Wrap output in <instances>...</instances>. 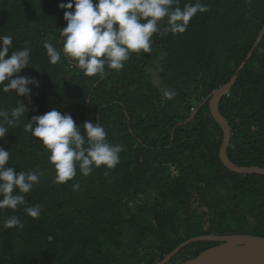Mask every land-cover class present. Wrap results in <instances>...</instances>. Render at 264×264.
I'll return each mask as SVG.
<instances>
[{
	"label": "trees",
	"instance_id": "1",
	"mask_svg": "<svg viewBox=\"0 0 264 264\" xmlns=\"http://www.w3.org/2000/svg\"><path fill=\"white\" fill-rule=\"evenodd\" d=\"M67 2L0 0V35L13 37L10 52L31 50L29 67L18 75L40 84L28 85L30 97H19L29 111L0 147L10 152L6 167L40 173L25 200L41 206L36 219L19 208L22 229L2 230L0 213V264H156L160 254L192 236L264 237V175H236L222 165L224 134L204 103L238 74L220 103L232 132L228 157L240 168L264 169V37L253 51L264 27V0H200L208 11L197 13L191 28L154 34L150 53L131 54L122 70L104 77L84 76L63 54L57 64L49 63L43 43L62 47L59 32L66 22L58 5ZM190 2L196 0H180L179 6ZM148 66L175 90L173 99H159L153 79L148 84ZM12 92H0V108L16 106ZM53 107L81 129L85 121L99 122L108 141L123 146L115 168H94L88 176L77 170L72 180L54 183L48 153L23 127ZM194 109L195 115H186ZM149 194L164 211L151 224L147 257L137 242L142 229L135 227ZM95 222L112 234L124 227V237L94 234ZM205 244L218 243L191 244L177 263L197 257Z\"/></svg>",
	"mask_w": 264,
	"mask_h": 264
},
{
	"label": "clouds",
	"instance_id": "2",
	"mask_svg": "<svg viewBox=\"0 0 264 264\" xmlns=\"http://www.w3.org/2000/svg\"><path fill=\"white\" fill-rule=\"evenodd\" d=\"M179 4L180 0H68L67 3H60L58 8L64 10L63 20L66 22V26L59 32L62 39L60 50H57L51 42L45 41L43 43L49 63L57 64L61 61L63 54L64 58L72 63L73 67L79 68L86 77L97 75L104 77L108 71H120L131 54L150 53L152 51L154 34L161 36L182 34L187 30L188 25L191 28L190 23L196 20L195 15L197 13L208 11V6L201 3L200 0H196L194 3H186L183 7H180ZM192 18L193 20H191ZM12 42V36L0 35V92L13 94L12 90H14V96L18 97L16 106L10 109L0 108V140L5 138L10 127L18 126L21 118H24L29 111L25 104L19 100L21 96L30 97L31 90L28 85L40 87L39 81L35 78L18 75L23 69L29 67L31 50L25 47L22 50L10 52ZM256 43L253 51L260 44L256 46ZM253 51L250 53L251 57ZM248 57L246 63L251 59ZM145 69L146 67H144V71ZM236 75L238 80L239 76ZM152 79L156 86L153 89L157 92L159 99L162 98V95L165 100H171L175 97V90L167 89V84L160 77L158 69L154 66H148V84L151 87ZM5 82L7 83L5 84ZM224 86L214 90L204 100V103L209 102L210 106L213 93ZM231 91L225 96H229ZM22 101L27 103L26 98H22ZM196 112L197 109H194L186 115H195ZM219 112L223 116L220 104ZM210 114L214 119L211 107ZM27 121L23 126L24 131L30 133L31 137L35 138L37 143H40L48 153L47 159L55 171L53 182L56 184H63L72 180L77 175V170L81 175L88 176L94 168L103 166L111 170L119 163V154L123 150V146L119 143H110L104 127L99 122L85 121L81 129L70 114L57 111L54 107L42 115L32 116ZM216 123L220 126L218 122ZM220 128L222 129L221 126ZM130 135L131 137L134 136L132 130ZM9 159L10 152L0 147V213L3 216L4 222L1 227L4 231L14 227L23 228L24 225L21 222L23 218L19 211L22 206L27 216L33 219L38 218L41 213L39 204L28 206L29 203L25 200L26 194L30 193L33 187L39 183L40 173L36 171H14L12 167H6ZM72 187L76 189L79 185L74 184ZM140 204L144 213L138 217L140 225L135 227L136 230L142 229V237L137 242L146 249L148 257V249L151 246L148 238L151 224L157 213L161 216L164 208L150 194ZM135 222L138 220L135 219ZM103 231H107L117 238L124 237V227L112 234L108 230L101 229L99 224L95 222L93 225L94 234L100 235ZM233 235L203 234L192 236L181 244L179 242L173 244L169 250L160 254V261L156 264H187L195 260H199L197 264H208L214 256L206 259V255L210 252L214 254V249L221 246L223 242L206 240L185 243L199 237L219 238ZM256 237L264 238L262 236ZM201 242L218 244L213 247L205 244L197 257L177 263V257L184 248Z\"/></svg>",
	"mask_w": 264,
	"mask_h": 264
},
{
	"label": "water",
	"instance_id": "3",
	"mask_svg": "<svg viewBox=\"0 0 264 264\" xmlns=\"http://www.w3.org/2000/svg\"><path fill=\"white\" fill-rule=\"evenodd\" d=\"M264 35L263 31L260 35L256 46L261 42ZM251 57L249 55L248 59ZM244 62L240 70L245 66ZM237 81V75L225 85L223 88L213 93L211 98L210 107L212 115L216 122L220 124L223 129L224 139L220 151V159L223 165L232 173L237 175H247V174H259L264 175V169H241L233 165L228 158V147L231 142V128L229 124L225 121V118L219 112V104L222 98L228 94ZM206 240H215V242H223V244L214 249V257L209 261L208 264H264V238L249 236V235H233L228 237L219 238H209V237H199L185 244L191 242H199ZM199 260L191 261L187 264H197ZM202 264V263H201Z\"/></svg>",
	"mask_w": 264,
	"mask_h": 264
},
{
	"label": "bare ground",
	"instance_id": "4",
	"mask_svg": "<svg viewBox=\"0 0 264 264\" xmlns=\"http://www.w3.org/2000/svg\"><path fill=\"white\" fill-rule=\"evenodd\" d=\"M214 256V254L213 253H208L207 255H206V259H210V258H212Z\"/></svg>",
	"mask_w": 264,
	"mask_h": 264
}]
</instances>
